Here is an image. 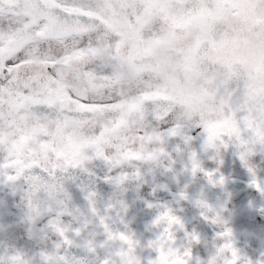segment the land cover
I'll return each instance as SVG.
<instances>
[{
    "label": "flooded vegetation",
    "instance_id": "af4514ba",
    "mask_svg": "<svg viewBox=\"0 0 264 264\" xmlns=\"http://www.w3.org/2000/svg\"><path fill=\"white\" fill-rule=\"evenodd\" d=\"M165 46L177 59L160 55ZM263 55L264 0H0V173L21 181L25 193L31 189L34 212L28 221L25 206L17 207L20 197L0 186V251L23 247L26 264L38 252L54 264H147L149 256L155 264H204L219 229L194 204L172 198L191 181L189 193L203 188L209 203L223 205L234 246L259 261L264 199L256 188L264 192V162L254 149L264 146ZM129 73L134 87L126 90ZM193 129L204 133L205 149ZM161 156L153 170L144 164V183H124L139 173L140 162ZM180 158L187 163H175ZM101 159L110 165L106 172ZM173 165L179 176L169 178L162 169ZM189 165L205 178L214 167L225 185L204 187L202 177L181 171ZM82 172L102 176L97 189L107 199L108 182L116 183L142 244L154 239L148 225L155 213L143 203L153 191L147 181L168 184L159 202L182 209L199 245L192 235L174 247L178 220L169 215L151 251L106 221L113 205L98 203L92 190L84 197L74 189L75 208L92 211L99 222L57 212L72 207L65 181H87ZM252 173L256 188L249 186ZM40 190L50 202L34 200Z\"/></svg>",
    "mask_w": 264,
    "mask_h": 264
},
{
    "label": "snow or ice",
    "instance_id": "6c2138e0",
    "mask_svg": "<svg viewBox=\"0 0 264 264\" xmlns=\"http://www.w3.org/2000/svg\"><path fill=\"white\" fill-rule=\"evenodd\" d=\"M196 132V137L201 141H205L204 133L200 132L197 129H193ZM171 137H166L168 140ZM194 138L192 137V140ZM207 147L206 141L203 145H201V149H205ZM230 148L234 150V155L237 156V149L235 146L230 145ZM200 156H203V151H200ZM264 155V152L261 153ZM164 157H159L155 161H147V162H140V171L139 173H133L131 177L124 181L126 184L132 185L134 188L138 185H141L146 180L144 179V164L147 163L148 170H153L154 167L159 166V160L163 159ZM180 161L182 164H186L187 160L180 158L175 161ZM95 167V165H94ZM101 172H106L110 165L104 161L100 160L99 164ZM214 167H208V177L205 178L203 174L193 175L192 173V166L189 165L188 167H184L181 171L184 172L185 176H191L193 179L196 178H203L206 181L204 187H223L226 183V177L223 176L220 172L213 171ZM163 174L168 175L171 174L169 178H176L179 176V173L174 168V165L171 169H162ZM87 174L88 179L87 181L80 180L79 178L75 177H68L65 181V188L66 189H78L82 196L87 197L90 190L95 191L96 195L93 199H96L97 202L100 200H104V202L108 205H113L108 209V216L106 217V221L108 223H116L120 226L121 230L127 232L130 237L135 240L139 241L135 238V234L129 227V222L126 219V214L129 209V203L126 200L125 196L120 194L116 190V183L109 181L108 184L112 186V192L110 193V197L105 199L100 195V192L97 189V185L103 182L102 176L97 175L95 177L92 176L91 173H81V175ZM253 175H257V173L250 174V187H255L256 180L252 179ZM135 182V183H134ZM150 186H153V191L150 195H147V198L143 199L144 205L147 209L154 210V217L151 220V223L148 225V231L152 232L154 235V239H149L146 244L142 245H151L148 247L153 252H156L155 242L161 237L162 233L165 232L167 227L166 217L169 215L175 217L178 222L172 225L171 234L175 237V243L173 246H177L180 244H184L185 241H190L192 235H196L198 240L194 242L195 248L200 243V236L196 232L195 229L189 231L185 223L183 222L180 212L182 209L178 210L175 207L171 206L170 202H159L161 197L158 195L161 189L165 191H170L168 188V184H157L155 178L153 177L152 181H147ZM191 183V181H189ZM189 183H185L183 187H181L178 193L173 194V200L177 203L180 201H187L189 203L194 204L196 207L200 209V217L204 221H208L210 224L216 226L217 224H223V230H217L215 233V238L218 240L217 247L219 251L225 254L228 258L226 259V264H264V253L261 254V258L259 261H255L248 256L242 254L239 249L234 246L232 242V229L228 227L227 222L222 218L221 213L224 212L223 205L215 206L208 202L207 195L205 194L203 188L200 192L192 194L189 193ZM0 186H6L8 190L11 191V195L13 197L19 196L21 203L17 205L20 207L21 205L25 206L26 212L25 216L26 219L32 222V216L34 214L32 207L27 203L30 198H33V193L31 189L27 193L24 191V185L21 181H13L11 178L5 177L2 173H0ZM256 188V187H255ZM256 190L260 193V195H264V192H261L259 189ZM117 193H119V198H117ZM69 196L75 195L76 193H67ZM135 198H140V194L138 192L134 193ZM64 195V193H61ZM34 200L36 202L43 201L45 203L50 202V197L48 193L44 190H40L39 192L35 193ZM69 203L72 207L75 208L74 201L70 200ZM132 203H135V199H133ZM85 207H88V201L85 200ZM91 214V213H90ZM103 215V213H101ZM37 220L42 219V217L37 216ZM93 219L99 222V217L93 216ZM101 227L103 225H100ZM31 230V229H30ZM40 231H43L42 229ZM183 232L182 236L178 237V233ZM32 237H30L31 239ZM24 248L20 246H12L5 248L4 250L0 251V264H26L24 257ZM33 264H54L53 261L46 259L41 252L33 254ZM147 264H155V260L149 256L147 259ZM207 264V261L205 262Z\"/></svg>",
    "mask_w": 264,
    "mask_h": 264
},
{
    "label": "clouds",
    "instance_id": "9594fccd",
    "mask_svg": "<svg viewBox=\"0 0 264 264\" xmlns=\"http://www.w3.org/2000/svg\"><path fill=\"white\" fill-rule=\"evenodd\" d=\"M233 23H235V20H233ZM159 53H160V55L168 56L172 60L177 59L176 52L170 46H165V47L159 49ZM165 70H167V69H165ZM133 78L134 77L131 73H129L128 76L126 77V82L124 85L126 90H130L131 88L134 87L133 84L127 82V81H131ZM254 150L256 151V154L260 155V161L264 162V155H261V153L264 152V146L257 147ZM252 162H253L254 166L256 167V172L258 173V171L260 169V165L255 162L254 157H252ZM262 182H264V179H262ZM261 198L264 199V195H261ZM221 215H222V218L224 219V213L223 212L221 213ZM216 226L220 230H223V228H224L223 224H217ZM217 244L218 243H214L212 245V248H211L207 258H204V264L209 259V257H214L215 264H226V259L228 257L225 254L218 251ZM183 246H184V244L177 245V247H183ZM193 246L195 247V245H193Z\"/></svg>",
    "mask_w": 264,
    "mask_h": 264
},
{
    "label": "water",
    "instance_id": "95a60500",
    "mask_svg": "<svg viewBox=\"0 0 264 264\" xmlns=\"http://www.w3.org/2000/svg\"><path fill=\"white\" fill-rule=\"evenodd\" d=\"M72 193H74V192L72 191ZM72 196H74V195H72ZM101 196L103 197V195H101ZM104 197L106 199V196H104ZM100 202H101V200L99 201V203ZM58 210L60 211V213L69 214V215L73 216L79 222L89 224L92 221L90 215H87L85 213L86 210L85 211L83 210L82 212H80L79 209H75L74 207H69V205L64 207V209L61 207Z\"/></svg>",
    "mask_w": 264,
    "mask_h": 264
}]
</instances>
